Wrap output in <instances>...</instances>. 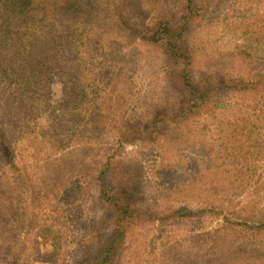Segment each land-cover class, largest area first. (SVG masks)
Instances as JSON below:
<instances>
[{
    "label": "trees",
    "instance_id": "1",
    "mask_svg": "<svg viewBox=\"0 0 264 264\" xmlns=\"http://www.w3.org/2000/svg\"><path fill=\"white\" fill-rule=\"evenodd\" d=\"M196 1L170 3L168 7L177 8L179 14L173 23L160 18L140 23L143 50H151L157 57L150 61L149 80L132 93L126 78L123 87L116 81L109 83L111 67L107 57H116L117 53L107 50L116 40H101L100 36L108 33L105 27L115 38L111 29L121 31L122 21H130V14L123 7L133 0H0V181L5 184L0 189V200L11 204L10 176L18 175V187L23 189V169L15 162L13 125L22 123L26 130L37 129L28 124L27 111L36 96L31 89L40 76L38 69L44 70L39 61L57 64L59 55L72 56L84 49L81 54L87 58L80 66L82 88L72 93L78 99L74 113L77 116L69 111L73 121L88 119L78 124L79 131L94 128L98 133V128L107 127L97 123V119L108 111L115 118L114 125L133 96L135 119L125 140L134 133L141 137L140 147L145 153L162 158L163 151L159 149L173 145V135L180 127L195 124L191 131L195 133L193 151L185 170L190 172L192 186L201 188L199 195L194 196L199 197L200 203L158 201L159 188L172 185L164 171L152 189V200L148 197L136 204L133 196L142 193L137 186L142 177L133 181L134 188L130 189L126 187L129 180L116 181L113 175L118 164L113 161L115 153H110L102 159L104 163L96 174L97 202L104 213L91 218L81 228L79 241L66 250L71 256H78L79 264H119L121 254L133 246L131 238L140 237L148 227L149 239L138 246L143 257L139 256L137 262L132 259L131 264H264V174L258 172L259 164L264 162V72L232 75L210 70L196 79L192 77L188 70L191 49L185 39L198 10ZM94 37L96 40L92 41ZM78 44L83 46L78 49ZM49 70L46 66L44 73ZM122 133H118L120 142ZM199 136L204 138L198 142L195 137ZM161 162L160 171L165 157ZM148 186L142 190H148ZM25 196L27 199L26 193ZM18 201L20 208L26 203L21 196ZM58 201L63 205L55 211L61 213L63 221L57 223L68 231L66 228L75 220L64 205L74 204L75 197L65 194ZM1 218L15 234L17 245L29 242L27 231L21 233L11 223L12 216L0 214ZM28 220L32 221V217ZM159 227L164 236L156 246L154 230ZM177 227L181 233H174ZM29 243L28 251L22 255L16 245L10 259L0 260V264H31L41 253L34 240ZM194 250L197 254H193Z\"/></svg>",
    "mask_w": 264,
    "mask_h": 264
},
{
    "label": "rangeland",
    "instance_id": "2",
    "mask_svg": "<svg viewBox=\"0 0 264 264\" xmlns=\"http://www.w3.org/2000/svg\"><path fill=\"white\" fill-rule=\"evenodd\" d=\"M174 1L133 0V3L123 7L125 13L130 14V21H122L121 31H117V28L111 29L116 39L111 36L110 28H103L108 33L103 32L101 40H116L107 51L113 50L117 53L116 57L114 54L107 57L111 73L108 74L110 80L107 78L104 80H109L110 84L114 81L122 83L123 87L126 78L131 83L129 89L132 93H137L139 86L149 80L151 75L149 64L157 55L151 50L150 52L143 50V42L139 39L142 33H139L138 29L140 23L151 21L153 18L173 23L172 20L177 19L179 14L177 8L168 6ZM195 6L198 10L191 20L185 39L191 49L192 61L188 70L193 78L196 79L200 73L210 70L230 72L232 75L264 72V0H197ZM95 40L94 37L92 41ZM78 46L79 49L83 44ZM83 50L75 52L72 56L59 55L61 58L56 59L57 64L52 61L45 65L44 61H39L44 70L38 69L40 76L36 77L37 84L32 85L31 89L36 96L27 111L30 117L28 124L34 125L37 129L33 127L26 130L22 123L13 125L15 162L21 164L23 169L21 180L23 189L18 187L20 181L16 180L18 175L10 176L13 181L10 191L11 204L1 199L0 214L2 217L12 216L11 223L18 226L21 233L27 231L29 242L32 239L37 243L41 256L36 257L31 264H79L78 256L74 254L71 256L66 250L71 249L73 243L79 241L78 238L82 236L81 228L91 218L104 213L97 200L96 174L104 163L102 159L112 152L115 153L114 164H118V170L113 175L116 181H120L121 178L124 181L129 180L126 187L130 189L134 188L132 182L142 177L137 184L142 193L133 196L136 204L148 197L152 200L151 194L154 191L152 189L156 186L158 178L161 181L159 173L164 171L172 185L166 189L159 188L161 192L158 201L168 199L174 203H200L199 197L194 196L199 195L201 188L197 185L192 186L190 172L185 170L193 151L192 135L195 133L191 131L195 129V124L180 127L173 135V145L168 149H159L163 151L162 158L165 157V165L161 171V156L145 153L144 148L140 147L141 137L131 133L127 137L129 140H125V135L130 132L129 129L135 119L133 96L127 100L114 125L115 118L110 116L108 111L105 117L97 119V123L107 126L104 129L98 128V133H95L94 128L88 132L78 130V124L82 125L88 121V119L73 121V116H77L74 113L78 110V99H74L72 93L82 88L80 82L83 76L80 66H83L87 58L81 54L84 53ZM137 65L140 67L138 70ZM46 66L50 68L49 73H44ZM83 87L87 88L86 85ZM72 110L73 116L69 114ZM119 131L124 132L121 142ZM188 132L191 134L187 135ZM203 138L199 136L195 137V140L199 142ZM196 147H199L197 143ZM218 160L221 161V158ZM259 167L261 168L258 172L264 174V162L260 163ZM2 171L0 169V172ZM0 176L2 177L1 174ZM148 184V190H142ZM4 186V182L0 181V189ZM65 194L70 195L72 199L75 197L74 204L64 205L75 220L66 228L68 231H64L62 225L58 226L57 222H62L63 219L61 213L55 211L57 206L63 205L58 199ZM20 196L22 202L26 200L21 208L18 204ZM29 216L32 217V221L28 220ZM2 219L0 260L6 262L18 242L15 240V234ZM46 219H49L48 222L42 226ZM178 228H174V233L182 232ZM150 229L151 227H148L146 231H141L140 237L135 235L131 238L133 246L125 255L124 252L121 254L119 264H131L133 260L137 262L139 256L143 257L138 246L145 239H149L146 234ZM154 232L156 246H159L164 231L159 227ZM29 242L26 245H17V252L22 255L28 251ZM186 244L187 240L184 241V245ZM190 252L191 250H188V254ZM193 254L197 252L194 250ZM197 261L200 262L199 257Z\"/></svg>",
    "mask_w": 264,
    "mask_h": 264
}]
</instances>
